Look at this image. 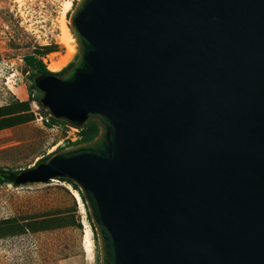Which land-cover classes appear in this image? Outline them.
<instances>
[{
  "label": "water",
  "instance_id": "1",
  "mask_svg": "<svg viewBox=\"0 0 264 264\" xmlns=\"http://www.w3.org/2000/svg\"><path fill=\"white\" fill-rule=\"evenodd\" d=\"M68 27L39 103L98 134L16 186L76 185L98 264H264V0H77Z\"/></svg>",
  "mask_w": 264,
  "mask_h": 264
},
{
  "label": "rangeland",
  "instance_id": "2",
  "mask_svg": "<svg viewBox=\"0 0 264 264\" xmlns=\"http://www.w3.org/2000/svg\"><path fill=\"white\" fill-rule=\"evenodd\" d=\"M76 1L0 0V105L17 98L14 92L18 89L27 92L29 99L34 96L39 101L41 97L37 89L31 88L33 69L26 65L24 56L34 54L46 70L49 55L54 61L67 56L59 71L75 60L76 45L70 42L74 50L68 51L59 37L63 24L69 28V16ZM49 45L56 47V53L48 56L33 53L34 49ZM36 105L40 114L48 116L42 106ZM66 132L79 138L63 124L48 127L40 122L0 135V167L20 171L32 168L39 156L65 148ZM54 180L18 187L0 185V220L18 221L23 226L26 225L23 221L34 218L58 215L62 218L60 228L36 233L5 232L0 238V264H98L95 235L83 204L72 196L73 189L68 183ZM87 239L93 243L91 258L85 252Z\"/></svg>",
  "mask_w": 264,
  "mask_h": 264
},
{
  "label": "trees",
  "instance_id": "3",
  "mask_svg": "<svg viewBox=\"0 0 264 264\" xmlns=\"http://www.w3.org/2000/svg\"><path fill=\"white\" fill-rule=\"evenodd\" d=\"M47 47L48 46H45L44 48H42L43 50H41V51H44V52H41L38 48H36V49H34L33 53L38 54L40 56H42L43 53L47 54V53H49V50ZM23 60L28 67H31L33 69L32 74L30 75L31 79L33 80V83L31 85L32 89H36V83L41 78H43L45 76H48V75L61 76L72 66V63H73L72 62L71 64H69L67 67L63 68L59 72L52 73V72H49L48 70L45 69V66L35 58L34 54L24 56ZM30 101H35L36 103H38L39 106H41L38 99L34 98V96H31ZM48 118H49L48 119L49 122L46 124V126H48V127H51V126L56 125V124L67 125L66 123L56 121V120L52 119L51 117H48ZM97 134H98V128H97L96 124L92 121L87 122L82 127L79 128V132H78L79 139H77L75 142H67L68 144L65 147L75 145V144H79V143H83V142H88V141L92 140L93 138H95L97 136ZM60 149H62V148H60ZM60 149H58V150H60ZM48 157H49V155L40 158L35 163L34 166L40 165L41 163L46 161ZM26 170H28V169H26ZM23 171H25V170H23ZM21 172L22 171H20V170H10V169H4V168L0 167V185L10 184L14 187H18V186H16L14 180H15V177L17 175H19ZM56 180L68 183L75 191H77L79 196H80L81 202H82V204L86 210L84 200H83V198H82V196L78 190V187L67 179L59 178ZM86 217H87V220H88V222L91 226V229L95 235L94 228L91 224L87 210H86ZM61 222H62V219H60L59 216H44L42 218H37V219L34 218V219L26 220V222H25L26 225H23V226L19 225L18 221L13 222V223L7 222L8 223V230L7 231L13 233L15 230H17L20 232V234L25 233V232L36 233V232H40V231L51 230V229H54L55 227L60 228V227H62ZM71 223H73V222H71ZM4 236L5 235H2L0 233V238H2ZM94 239L96 240V237Z\"/></svg>",
  "mask_w": 264,
  "mask_h": 264
},
{
  "label": "crops",
  "instance_id": "4",
  "mask_svg": "<svg viewBox=\"0 0 264 264\" xmlns=\"http://www.w3.org/2000/svg\"><path fill=\"white\" fill-rule=\"evenodd\" d=\"M47 48L49 50V53H43V56H48V54L56 53L55 46L49 45ZM39 50L41 51L43 49L41 48ZM36 107V102L30 101L27 92H25V95L22 98L17 97L5 104L0 105V135L13 132L27 125L37 123L38 121H36L35 117ZM56 146L57 145L53 146V148ZM42 157H44V155L39 156L37 159H40ZM4 221L5 220H0V233L2 235H4V233L8 230V223ZM23 222H26V220Z\"/></svg>",
  "mask_w": 264,
  "mask_h": 264
},
{
  "label": "bare ground",
  "instance_id": "5",
  "mask_svg": "<svg viewBox=\"0 0 264 264\" xmlns=\"http://www.w3.org/2000/svg\"><path fill=\"white\" fill-rule=\"evenodd\" d=\"M64 6V5H63ZM67 6V5H66ZM68 7V6H67ZM59 42L67 48L68 51H73L74 50V46H70L69 43L72 42L75 44V40L73 38V35L70 31L69 28H67L65 26V24H63L61 26V36L59 37ZM76 45V44H75ZM52 55H49L48 56V60H45V62H47V68L48 70L52 71V72H57L59 71L63 65L66 63V57H62L60 58L58 61H54L52 59ZM13 88V87H12ZM12 91V90H11ZM13 92V91H12ZM15 95L18 97V98H22L24 95H25V92L24 90H21V89H18L17 91L14 92ZM55 181V180H54ZM9 185V184H8ZM73 189V188H72ZM72 196L82 204L81 202V199H80V196L78 194L77 191H75L74 189L72 190ZM88 234V230L86 231ZM87 238V237H86ZM84 241V240H83ZM92 244L91 241L89 239H87L86 243H85V252L90 256L91 258V252H92ZM84 248V247H83Z\"/></svg>",
  "mask_w": 264,
  "mask_h": 264
},
{
  "label": "built area",
  "instance_id": "6",
  "mask_svg": "<svg viewBox=\"0 0 264 264\" xmlns=\"http://www.w3.org/2000/svg\"><path fill=\"white\" fill-rule=\"evenodd\" d=\"M46 64V63H45ZM36 114H35V117H36V121H38V122H40V123H43V124H47L48 122H49V116H44V115H42V114H40L39 113V110H38V107H36ZM65 127L67 128V129H69V130H74L77 134H78V132H79V130L78 129H75L74 127H72V126H69V125H65ZM66 137H65V140L67 141V142H75L76 140H77V138H72L71 136H70V134L68 133V132H66ZM79 139V138H78ZM51 181H53V180H51Z\"/></svg>",
  "mask_w": 264,
  "mask_h": 264
}]
</instances>
